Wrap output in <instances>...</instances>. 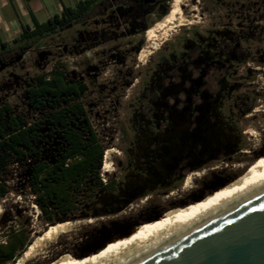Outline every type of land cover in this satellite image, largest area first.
<instances>
[{"label":"flooded vegetation","instance_id":"af4514ba","mask_svg":"<svg viewBox=\"0 0 264 264\" xmlns=\"http://www.w3.org/2000/svg\"><path fill=\"white\" fill-rule=\"evenodd\" d=\"M162 1L168 0L157 3ZM261 2L251 0L246 7L242 0H223L216 21L188 28L166 55L143 63L138 78L127 73L122 94H130L113 98L109 109L121 134V154L113 163L114 173L101 179L104 187L84 204L81 213L115 216L101 222V227H140L174 210L185 211L237 183L239 176L222 183L231 175L210 166L231 164L243 151V135L248 132L240 128L242 70L249 61L264 62V16L258 21L254 14L257 3L260 8L264 5ZM5 57L0 55V66ZM67 76L85 86L79 97L82 102L86 81ZM188 177L195 185L180 200L157 202L179 191ZM131 195L138 197L122 208Z\"/></svg>","mask_w":264,"mask_h":264},{"label":"rangeland","instance_id":"374dc122","mask_svg":"<svg viewBox=\"0 0 264 264\" xmlns=\"http://www.w3.org/2000/svg\"><path fill=\"white\" fill-rule=\"evenodd\" d=\"M222 1L186 0L181 7L183 15L188 18L196 15V18L192 19L190 25L177 27L170 31L168 37L161 40L156 48H151L152 53L145 63L148 64L150 60L156 61L166 55L173 47L172 42L189 32L188 28H203L211 21H216L220 15V2ZM242 1L247 7L251 0ZM259 1L264 4V0ZM171 2L172 0H168L154 5H144L146 7L141 10L137 3L134 4L133 9L140 12L141 18L139 21L135 20L134 25L130 26L123 17L126 9L124 5L112 6L107 0H99L95 3L96 7L102 3L105 4H102L100 8H95L94 5V11L92 9L83 20L73 22L55 34L43 37L29 47H24L25 42L18 40L5 54L8 55L7 57L3 53L0 54L5 57L0 66V105L8 102L16 113L22 114L28 122H34L42 117V113L28 107L23 91L35 76L46 73L54 66L61 64L64 65L69 75L83 78L87 83V91L82 95L81 100L104 148V154L107 151L111 152L107 159L109 164L111 163L109 172L104 173L100 169V175L102 173L103 178L107 180L114 173L116 166L113 163L121 154L118 145L121 134L117 131L116 120L112 118L115 115L109 114L112 99L130 94V91L122 94V84L125 80L127 81L125 76L128 72L138 78L144 67L138 59V54L147 41L148 31L144 33V29L148 26H150L149 29L157 28L160 25L159 18L163 11L168 9L169 14ZM257 4L258 7L254 14L260 21L259 16H264V5L261 9L260 3ZM248 64L244 65L242 70L244 78L240 99L241 114H244L240 128L248 132L243 135V151L238 156L239 160L231 164L230 162H216L210 166H216L217 171L224 170L223 174L231 175L229 179L222 180V183L239 176V180L233 186L249 174L252 167L260 160H264V62L249 61ZM92 67L95 69H91ZM260 154L263 155L260 156ZM3 180L10 187V192L0 199V243L6 242L16 230L27 244L51 223L46 222L40 210L35 206L34 197L28 194L25 176L15 165L9 166ZM219 181L217 179L215 183ZM194 183L195 180L191 177L188 186H185V183L182 184L181 191L174 190L168 197L156 200L161 204L176 202L190 190L191 186L195 185ZM228 187L232 185L224 189ZM173 212H182V210L178 209ZM121 216L124 215L121 214L118 217ZM113 218L115 216H86L81 212L64 218L63 221L76 224L74 229L60 236L51 245L45 258H37L26 264H57L90 253L91 250L96 249L95 246L100 244L103 235L114 232L115 227L99 226L101 222Z\"/></svg>","mask_w":264,"mask_h":264},{"label":"trees","instance_id":"16d2710c","mask_svg":"<svg viewBox=\"0 0 264 264\" xmlns=\"http://www.w3.org/2000/svg\"><path fill=\"white\" fill-rule=\"evenodd\" d=\"M97 1L85 0L74 8H64L60 15L44 23L34 20L33 29H23L18 40L29 47L83 20ZM107 1L112 6L124 5V20L132 26L141 18L133 5L137 3L140 10L146 7L138 0ZM167 11L161 14L159 24L167 17ZM84 89L68 78L60 64L35 76L24 88L28 107L41 112L40 119L28 122L8 102L0 105V199L10 192L3 176L13 164L24 174L28 194L34 197L33 202L47 223L79 214L84 204L104 187L100 178L104 148L79 100ZM20 235L14 230L6 242L0 243V264H13L30 244H25Z\"/></svg>","mask_w":264,"mask_h":264},{"label":"bare ground","instance_id":"6f19581e","mask_svg":"<svg viewBox=\"0 0 264 264\" xmlns=\"http://www.w3.org/2000/svg\"><path fill=\"white\" fill-rule=\"evenodd\" d=\"M185 2L186 0H172L170 12L165 20L157 28L146 29L148 30L146 45L138 54L142 64L152 53L151 48H156L161 40L168 37L170 31L190 25L192 19L196 18V16L188 18L183 15L181 7ZM110 153L107 151L104 154L102 171L105 173L110 170L111 163L107 161ZM190 182L191 177H188L185 186ZM263 191L264 160H260L237 185L215 192L206 200L193 204L185 211L160 216L150 224L120 231L109 238L100 249L91 250L88 255L57 264H139ZM75 225L69 221L50 224L30 242L21 257L13 264H26L37 258H45L51 245L60 236L71 232ZM118 235H121L120 240L112 242L118 238Z\"/></svg>","mask_w":264,"mask_h":264},{"label":"water","instance_id":"95a60500","mask_svg":"<svg viewBox=\"0 0 264 264\" xmlns=\"http://www.w3.org/2000/svg\"><path fill=\"white\" fill-rule=\"evenodd\" d=\"M138 1L142 5H154L159 0ZM137 197L128 196L122 208ZM107 214L93 213L92 216ZM129 228L115 227L113 233L101 237L95 250L116 233ZM139 264H264V191Z\"/></svg>","mask_w":264,"mask_h":264},{"label":"crops","instance_id":"0c3cea01","mask_svg":"<svg viewBox=\"0 0 264 264\" xmlns=\"http://www.w3.org/2000/svg\"><path fill=\"white\" fill-rule=\"evenodd\" d=\"M83 1L85 0H0V54L8 53L23 29L32 30L34 20L44 23L55 15H60L64 8H74Z\"/></svg>","mask_w":264,"mask_h":264},{"label":"built area","instance_id":"2783aa9c","mask_svg":"<svg viewBox=\"0 0 264 264\" xmlns=\"http://www.w3.org/2000/svg\"><path fill=\"white\" fill-rule=\"evenodd\" d=\"M101 169H102V167H101ZM103 172V171H102ZM105 173V172H104ZM101 179H102V181H105V179L103 178V174L101 173Z\"/></svg>","mask_w":264,"mask_h":264}]
</instances>
